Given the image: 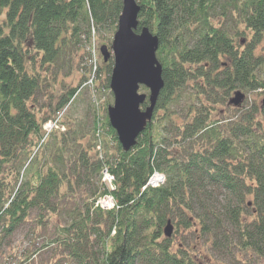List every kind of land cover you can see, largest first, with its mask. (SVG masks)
I'll return each instance as SVG.
<instances>
[{"label":"trees","instance_id":"16d2710c","mask_svg":"<svg viewBox=\"0 0 264 264\" xmlns=\"http://www.w3.org/2000/svg\"><path fill=\"white\" fill-rule=\"evenodd\" d=\"M136 2L163 87L123 150L106 113L112 58L84 84L122 0H0V264H264V103L246 95L264 90V0ZM62 109L64 129L44 136ZM154 171L164 182L146 186Z\"/></svg>","mask_w":264,"mask_h":264},{"label":"water","instance_id":"95a60500","mask_svg":"<svg viewBox=\"0 0 264 264\" xmlns=\"http://www.w3.org/2000/svg\"><path fill=\"white\" fill-rule=\"evenodd\" d=\"M138 11L136 0H122L110 44H103L99 48L104 61L112 58L109 76L112 103L106 108V113L123 150L135 144L137 136L151 121L158 94L163 87L162 68L156 58L158 38L147 27L135 31ZM141 86L147 89V93L139 92ZM243 97L244 94L237 91L229 103L237 105ZM145 100L148 104L142 108ZM163 232L167 237L171 235L169 222Z\"/></svg>","mask_w":264,"mask_h":264},{"label":"built area","instance_id":"2783aa9c","mask_svg":"<svg viewBox=\"0 0 264 264\" xmlns=\"http://www.w3.org/2000/svg\"><path fill=\"white\" fill-rule=\"evenodd\" d=\"M89 64L91 61L93 62V70L91 76L88 78V80L84 83L88 87H92V81L94 78V71H95V60L92 58H89ZM64 109L61 111H58L56 113V116L53 120H48L43 124L44 129V136L53 128H58L60 130L64 129V126L59 123V118L61 117ZM97 148H99V145H97ZM113 175L106 169L105 167L101 170V181L108 187L112 188L113 186ZM164 182V175L161 172L154 171L148 178L146 182V186H153L157 187L161 185ZM96 205L99 206L102 209H111L115 205V201L113 197L110 194L104 195L102 197L97 198ZM64 264H76L75 262H65Z\"/></svg>","mask_w":264,"mask_h":264},{"label":"rangeland","instance_id":"374dc122","mask_svg":"<svg viewBox=\"0 0 264 264\" xmlns=\"http://www.w3.org/2000/svg\"><path fill=\"white\" fill-rule=\"evenodd\" d=\"M105 35H106L105 38L97 39L94 42V44L90 46L91 53L95 52L94 53L95 58L93 56H91V58L96 59L97 61H101V55L99 52L100 46L103 44L109 45L110 41H111V39L109 40V37L111 36V34L106 32ZM106 37H107V39H106ZM111 38H112V36H111ZM82 92H84L83 99H82V101L81 100L79 101V104L77 107L78 111L83 110L85 108L87 102L90 101L89 94H88L87 90L81 91V93ZM139 92L147 93V89L141 86L139 88ZM246 95H247V103L250 104L253 101H255L256 103L261 104L262 100L264 98V90H259L257 93L256 92H249ZM244 97H245V95H244ZM244 97L241 101L244 100ZM25 231H26L25 229H21V230L17 231L15 236H14V240L12 241V251L16 254L23 252L24 249L27 248V246H28V242L26 241V239L24 237ZM10 261L11 262L9 264H25V263H17L16 259H11Z\"/></svg>","mask_w":264,"mask_h":264},{"label":"flooded vegetation","instance_id":"af4514ba","mask_svg":"<svg viewBox=\"0 0 264 264\" xmlns=\"http://www.w3.org/2000/svg\"><path fill=\"white\" fill-rule=\"evenodd\" d=\"M101 59H102V57H101Z\"/></svg>","mask_w":264,"mask_h":264},{"label":"bare ground","instance_id":"6f19581e","mask_svg":"<svg viewBox=\"0 0 264 264\" xmlns=\"http://www.w3.org/2000/svg\"><path fill=\"white\" fill-rule=\"evenodd\" d=\"M149 186V185H148Z\"/></svg>","mask_w":264,"mask_h":264}]
</instances>
